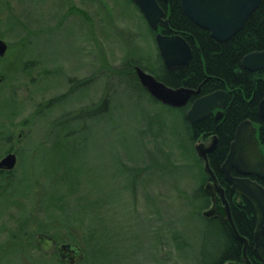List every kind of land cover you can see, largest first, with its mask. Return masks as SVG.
Listing matches in <instances>:
<instances>
[{
  "label": "rangeland",
  "instance_id": "374dc122",
  "mask_svg": "<svg viewBox=\"0 0 264 264\" xmlns=\"http://www.w3.org/2000/svg\"><path fill=\"white\" fill-rule=\"evenodd\" d=\"M0 39V159L17 158L0 169V264H69L40 232L77 244L73 264H214L200 136L140 84L135 66L162 58L132 0H0ZM84 207L92 234L72 220Z\"/></svg>",
  "mask_w": 264,
  "mask_h": 264
},
{
  "label": "water",
  "instance_id": "95a60500",
  "mask_svg": "<svg viewBox=\"0 0 264 264\" xmlns=\"http://www.w3.org/2000/svg\"><path fill=\"white\" fill-rule=\"evenodd\" d=\"M132 2L140 10L150 29L156 31L155 42L166 67L174 69L187 65L192 56V49L187 40L180 34H165L157 31L160 24H168L165 10L158 1L132 0ZM180 2L184 13L192 22L208 30L211 37L217 41H226L243 28L247 18L257 9L261 0H180ZM6 49L7 43L0 39V57L5 54ZM241 65L250 71L264 69V51L245 54L241 58ZM135 71L140 84L153 98L165 105L182 107L188 103L192 94L198 93V89L169 86L139 66H135ZM227 97V92L217 90L195 99L186 112L187 121L194 124L207 117L212 109L224 108ZM258 111L259 116L264 119V100L261 101ZM255 132V127L250 120H243L239 124L229 152L221 164V171L230 183L231 190L246 199L255 209L257 222L253 232L254 250L264 264V187L249 177L256 175L264 178V154L260 151ZM217 140V136L213 135L209 141H198L195 145L197 155L204 163V172L209 177L206 188L210 191L214 203L216 193L220 194L225 205L223 213H220L222 219L229 223L236 239L243 243L241 261L243 264H252L247 255L248 240L239 233L230 214L228 202L223 196L224 190L219 185L209 162L208 154L215 149ZM16 162L17 158L14 153L6 154L0 159V169L9 171L15 167ZM233 169L238 173L237 176L231 174ZM217 212V207L213 206L205 211L204 215L212 216ZM36 243L43 252L55 250L58 256L69 264L75 263L84 256L77 244L65 242L57 245L56 239L44 232L37 234ZM226 264L239 263L230 261Z\"/></svg>",
  "mask_w": 264,
  "mask_h": 264
},
{
  "label": "trees",
  "instance_id": "16d2710c",
  "mask_svg": "<svg viewBox=\"0 0 264 264\" xmlns=\"http://www.w3.org/2000/svg\"><path fill=\"white\" fill-rule=\"evenodd\" d=\"M157 1L165 10L168 18V24H163L159 30L165 33L172 31L181 34L189 42L192 56L187 65L171 70L167 69L161 61L159 72H152L154 76L173 87L197 88L200 86V94L218 89H225L230 93L229 102L219 120L205 118L190 125L193 139L204 132H207L205 136L211 133L218 135V145L213 153L209 154V162L217 177L221 178L220 165L226 157L237 125L245 119H257L255 102L259 96L264 94V82L258 80L254 90L255 76L240 64L245 54L255 50H264V0L249 15L243 28L226 41H217L210 36L208 30L192 22L184 13L180 0ZM131 65H127L128 72H130ZM97 106L90 110L91 115L106 113L108 102H101ZM260 138L264 141V123L261 124ZM88 211L84 207L83 214L86 215L82 218L73 215L72 220H78L83 225L87 224L86 229L92 234L94 230ZM233 216L240 234L251 238L255 227V215L250 204L245 202L244 206L237 207ZM221 227L226 237V251L218 257L214 264L227 260H239L241 257V243L234 238L226 224H221ZM252 254L251 251L248 252L253 264H262L258 257H252Z\"/></svg>",
  "mask_w": 264,
  "mask_h": 264
},
{
  "label": "flooded vegetation",
  "instance_id": "af4514ba",
  "mask_svg": "<svg viewBox=\"0 0 264 264\" xmlns=\"http://www.w3.org/2000/svg\"><path fill=\"white\" fill-rule=\"evenodd\" d=\"M262 1V0H261ZM163 24H160L159 25V27L160 26H162ZM159 27H158V30L157 31H159V32H163V30H159ZM154 31V30H153ZM155 33H156V31H154ZM163 33H165V32H163ZM169 33H175V32H172V31H170ZM169 33H165V34H169ZM176 34H178V33H176ZM181 35V34H180ZM182 36V35H181ZM211 36V35H210ZM215 39V38H214ZM188 42V41H187ZM189 43V42H188ZM192 49V48H191ZM255 51H264V50H255ZM253 52V51H252ZM250 53V52H249ZM162 62H163V60H162ZM163 64H164V62H163ZM240 64H241V61H240ZM164 66L166 67V65L164 64ZM242 66V65H241ZM180 67V66H179ZM167 68V67H166ZM168 69V68H167ZM174 69H176V68H174ZM171 70V69H170ZM246 70H248V69H246ZM249 72H251L252 73V75H254L255 77H254V90H255V85H256V82L258 81V80H262L263 82H264V69H259V70H257V71H250V70H248ZM159 80V79H158ZM166 84V83H165ZM180 87V86H179ZM185 87H187V86H185ZM189 88H192V87H189ZM193 89H195V90H197L198 89V93H196V94H192V96H191V98L189 99V101H188V103L186 104V105H184V106H188V109L190 108V106H191V104H192V102L195 100V99H197V98H199V97H201V96H203V95H206V94H209V93H212V92H214V91H212V92H209V93H206V94H200V86L199 87H197V88H193ZM218 90H223V91H225V92H227V95H228V97H227V103H226V106H227V104H228V102H229V92L227 91V90H225V89H218ZM215 91H217V90H215ZM262 100H264V94H262L261 96H259L257 99H256V106H255V109H256V113H257V119H248V120H250L251 122H252V124H253V126L255 127V130H256V132H255V135H256V137H257V139H258V142H259V146H260V151H261V153H263L264 154V141L263 140H261V138H260V128H261V124L262 123H264V119H262L260 116H259V111H258V108H259V105H260V103H261V101ZM184 106H182V107H184ZM226 106L224 107V108H222V109H219V108H214V109H212L211 111H210V113H209V115L207 116V117H205V118H213L215 121L216 120H219L221 117H222V115H223V111H224V109L226 108ZM188 109H187V111H188ZM186 111V112H187ZM218 111H220V113H218ZM205 118H203V119H205ZM202 120V119H201ZM246 120V119H245ZM242 122V121H241ZM240 122V123H241ZM239 123V124H240ZM239 124L237 125V127L239 126ZM191 125H193V124H191ZM236 127V128H237ZM236 130V129H235ZM207 132H204V133H202V134H200V137L197 139L198 141H203V142H206V141H209V139L211 138V136H213V135H216L217 136V139H218V135L217 134H215V133H211V134H208L207 136H205V134H206ZM234 134H235V131H234ZM234 134H233V139H234ZM232 139V140H233ZM219 140V139H218ZM218 140H217V145H218ZM232 140L230 141V143H229V147H228V151H227V153L229 152V148H230V144H231V142H232ZM217 145H216V147H217ZM216 147H215V149H216ZM214 149V150H215ZM213 150V151H214ZM213 151H211L209 154H212L213 153ZM209 154H208V158H209ZM226 156H227V154H226ZM226 158V157H225ZM225 160V159H224ZM223 163V162H222ZM221 163V164H222ZM220 171H221V165H220ZM213 172H214V170H213ZM214 174H215V172H214ZM221 174H222V176H221V178H218L217 177V175L215 174V176H216V178H217V181H218V183H219V185L223 188V190H224V194H223V196H224V198L227 200V202H228V207H229V210H230V214H231V216H232V218H234V216H233V213H234V211H235V209L237 208V207H240V206H244V204H245V202L246 203H248V204H250L246 199H244L242 196H240V195H237L236 193H234L232 190H231V185H230V183L227 181V179H226V177H225V175L223 174V172L221 171ZM231 174L232 175H234V176H237L238 175V173L236 172V170H232L231 171ZM207 175V174H206ZM251 179H253V180H256L257 182H259L262 186H263V183H264V178H261V177H258V176H256V175H250L249 176ZM208 182H209V177H208V175H207V181H206V183L204 184L205 186V188H204V190H205V192L211 197V194H210V191L209 190H207V188H206V186H207V184H208ZM264 187V186H263ZM212 199V198H211ZM213 202V201H212ZM213 206H216L217 207V209H218V212L217 213H215L214 215H212L213 217H211V218H216L221 224H226L229 228H230V225H229V223L227 222V221H225V220H223L222 219V216H221V214L220 213H223V210H224V202L221 200V198H220V194L217 192L216 193V202L214 203L213 202ZM250 206H251V208H252V211H253V213H254V215H255V226H256V222H257V215H256V212H255V209H254V207L250 204ZM233 221H234V219H233ZM235 223V222H234ZM236 225V224H235ZM237 227V226H236ZM254 229H255V227H254ZM230 230H231V228H230ZM239 231V230H238ZM253 232H254V230H253ZM231 233H232V230H231ZM240 233V232H239ZM233 234V233H232ZM233 236H234V234H233ZM244 237H246L247 238V240H248V247H247V255H248V252H250L251 251V253H253L252 254V257H258V255H257V253H256V251L254 250V241H253V233H252V236H251V238L250 237H247V236H245V235H243ZM234 238L236 239V237L234 236ZM238 240V239H237ZM239 241V240H238ZM240 242V241H239ZM241 243V248H240V253H241V257H242V250H243V243L242 242H240ZM251 246V247H250ZM241 257H240V259L239 260H233V261H236V262H238L239 264H243L242 263V261H241ZM248 257H249V255H248ZM249 259H250V261H251V263L253 264V262H252V260H251V258L249 257ZM258 260H260L259 259V257H258ZM260 262H261V260H260ZM262 263V262H261ZM263 264V263H262Z\"/></svg>",
  "mask_w": 264,
  "mask_h": 264
}]
</instances>
